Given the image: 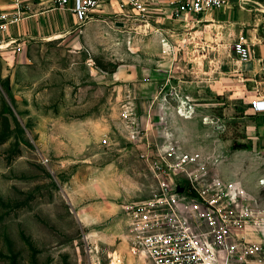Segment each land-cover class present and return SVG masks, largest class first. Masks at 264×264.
Masks as SVG:
<instances>
[{
    "label": "rangeland",
    "instance_id": "rangeland-1",
    "mask_svg": "<svg viewBox=\"0 0 264 264\" xmlns=\"http://www.w3.org/2000/svg\"><path fill=\"white\" fill-rule=\"evenodd\" d=\"M114 4L64 32L0 37V264H109L114 250L149 264L125 253L123 234L124 205L151 189L147 137L197 152L193 167L239 181L264 210V160L217 83L227 27L165 6L140 21Z\"/></svg>",
    "mask_w": 264,
    "mask_h": 264
},
{
    "label": "built area",
    "instance_id": "built-area-1",
    "mask_svg": "<svg viewBox=\"0 0 264 264\" xmlns=\"http://www.w3.org/2000/svg\"><path fill=\"white\" fill-rule=\"evenodd\" d=\"M26 0H7L0 6V31L19 22ZM116 14L135 15L146 21L156 0H114ZM68 9L76 24L94 18L112 0H53ZM173 17L198 15L227 5V0H169ZM114 10V9H113ZM112 10V11H113ZM148 22V21H147ZM9 42L15 38L9 36ZM236 58L251 56L250 42L240 30L232 43ZM264 73V63L261 66ZM255 111L264 110V97L251 100ZM122 116L134 123L133 107L126 103ZM134 133V132H133ZM107 143L108 133L101 138ZM139 155L151 174L148 196L124 205L125 253L149 264H264V210L237 180H230L202 165L199 154L182 151L167 134L157 141L140 140ZM264 188V171L258 178ZM252 197V198H249ZM114 250L109 264H122Z\"/></svg>",
    "mask_w": 264,
    "mask_h": 264
},
{
    "label": "crops",
    "instance_id": "crops-1",
    "mask_svg": "<svg viewBox=\"0 0 264 264\" xmlns=\"http://www.w3.org/2000/svg\"><path fill=\"white\" fill-rule=\"evenodd\" d=\"M168 1L156 0L157 9H162L163 6L170 9ZM25 2L28 9H25L24 15L34 14L25 16L7 30L0 31V37L7 35L12 38L35 37L52 31L64 32L76 25L74 15L68 9L56 7L53 0ZM5 3L7 0H1L0 6ZM56 10H60L64 17L66 14L68 23L66 20L57 19L54 14L53 18L48 17L47 12L57 13ZM213 11L214 15L204 14L205 16L209 14V19H213V22L208 24L226 26L225 31L232 34L231 38L226 37V41H223L226 46L219 51L217 77L219 90H224L231 97L234 95L238 99L240 113L237 117L241 118L246 138L250 142L248 150L251 157L256 159L257 163H261L264 160V110L255 111L251 106V100L264 97V73L261 70L264 63V0H227V5ZM40 16L43 17L42 23L39 22ZM31 19L35 22H30ZM240 30L247 36L252 49L250 58L244 61L238 60L232 51V43ZM230 61L237 62L231 65ZM232 74L234 77H230Z\"/></svg>",
    "mask_w": 264,
    "mask_h": 264
},
{
    "label": "trees",
    "instance_id": "trees-1",
    "mask_svg": "<svg viewBox=\"0 0 264 264\" xmlns=\"http://www.w3.org/2000/svg\"><path fill=\"white\" fill-rule=\"evenodd\" d=\"M3 83V82H2ZM5 85V84H4ZM5 88H6V91L8 92V86L6 85L5 86ZM8 94H10L9 92H8ZM7 108H8V106H7Z\"/></svg>",
    "mask_w": 264,
    "mask_h": 264
}]
</instances>
